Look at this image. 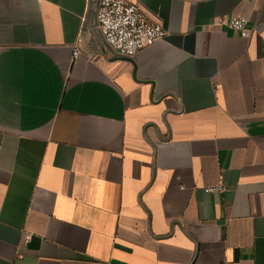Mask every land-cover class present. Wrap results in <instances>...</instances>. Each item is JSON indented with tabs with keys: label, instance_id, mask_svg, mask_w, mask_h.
<instances>
[{
	"label": "crops",
	"instance_id": "obj_1",
	"mask_svg": "<svg viewBox=\"0 0 264 264\" xmlns=\"http://www.w3.org/2000/svg\"><path fill=\"white\" fill-rule=\"evenodd\" d=\"M128 1L133 60L99 0H0V264H264V0Z\"/></svg>",
	"mask_w": 264,
	"mask_h": 264
},
{
	"label": "built area",
	"instance_id": "obj_2",
	"mask_svg": "<svg viewBox=\"0 0 264 264\" xmlns=\"http://www.w3.org/2000/svg\"><path fill=\"white\" fill-rule=\"evenodd\" d=\"M96 28L101 33L105 45L116 56L133 60L142 50L165 39L166 30L160 22L150 21L143 8L128 0H99L96 12ZM217 25L228 28L242 38H248L251 31L245 18L232 16L219 18ZM81 54L74 51V59ZM224 187L209 188L208 193ZM29 238L24 239V243Z\"/></svg>",
	"mask_w": 264,
	"mask_h": 264
},
{
	"label": "water",
	"instance_id": "obj_3",
	"mask_svg": "<svg viewBox=\"0 0 264 264\" xmlns=\"http://www.w3.org/2000/svg\"><path fill=\"white\" fill-rule=\"evenodd\" d=\"M117 57H119V56H117ZM119 58L126 59V58H123V57H119ZM127 60H129V59H127Z\"/></svg>",
	"mask_w": 264,
	"mask_h": 264
}]
</instances>
